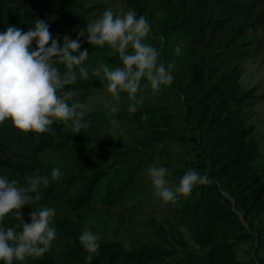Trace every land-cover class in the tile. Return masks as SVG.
I'll return each mask as SVG.
<instances>
[{
	"label": "trees",
	"instance_id": "trees-1",
	"mask_svg": "<svg viewBox=\"0 0 264 264\" xmlns=\"http://www.w3.org/2000/svg\"><path fill=\"white\" fill-rule=\"evenodd\" d=\"M126 3L137 17L157 22L164 42L160 50L162 63L166 68L171 66L169 71L181 96L186 122L196 133L198 162L191 170L207 173L213 180L195 185L189 195H179L175 203H166L194 218L198 249H184L166 261L161 259L165 249L159 242L140 243L126 250L121 242L96 232L102 218L88 210L90 204L108 206L122 200L129 191L128 184L139 175L144 159L137 147L128 145L121 151L119 161L110 160V154L120 152L105 145L110 136L106 114L101 109H91L84 110L82 119L89 126L80 133L63 131L65 125L60 122H53L51 132L41 134L21 132L10 120L0 124V176L17 180L21 187L28 186L29 176L49 178L47 186L41 184L35 193H29L39 194L42 199L19 210L22 220L30 222L29 213L34 208L55 210L51 226L56 229V238L51 248L39 257L14 260L13 264H244L234 249L235 239L242 235L235 206L247 219L261 218L264 223V174L255 165L259 143L250 135V118L259 94L239 82V61L255 55L260 44L264 45V34L258 37L252 31L256 24L264 25V0ZM91 10L83 0H0V32L10 25L27 31L40 19L48 24L58 43L62 44L67 35L80 42L79 51L88 50L82 65L89 71L88 78H81L77 67L76 82L61 90L74 93L72 100L80 103L86 90L100 88L104 83L91 74L92 69L99 67L100 61L114 68L120 60L117 53H107L105 46L89 44L86 37L78 35L84 30L86 36L88 22L97 18ZM175 44L179 45L177 51ZM31 47L35 49L34 41ZM190 54L195 57L189 58ZM56 66L61 75L67 71L63 65ZM122 114L129 119L139 118L142 111L130 114L127 110ZM151 140L154 137L144 133L139 144L144 148ZM55 168L61 172L58 180L51 179ZM215 184H222L230 197L222 195ZM19 224L14 210L0 222V226L17 231ZM85 227L100 236L96 253L87 252L79 242ZM89 255L93 257L91 261L86 260Z\"/></svg>",
	"mask_w": 264,
	"mask_h": 264
},
{
	"label": "clouds",
	"instance_id": "clouds-1",
	"mask_svg": "<svg viewBox=\"0 0 264 264\" xmlns=\"http://www.w3.org/2000/svg\"><path fill=\"white\" fill-rule=\"evenodd\" d=\"M150 27L148 20L144 16L137 17L134 10L115 15L109 8L99 18L88 22L86 36L84 30L78 33L86 37L89 44L107 45L118 54L121 66L113 69L100 61L99 67L92 69L91 73L101 78L106 91L117 100L120 92H126L129 100L136 101L142 78L149 82L153 93L159 91L161 85L172 84L171 66L166 68L159 63L160 52L144 42ZM33 41L35 49L31 47ZM49 41L50 46H46ZM79 49L80 42L70 40L67 35L63 37L62 44L58 43L52 38L48 24L40 19L36 20L34 28L27 31L10 25L0 32V124L10 120L19 131L37 134L51 132L53 122L64 124L65 132L80 133L81 129L87 128L89 125L82 119L84 105L72 100L74 93H61L65 85L76 82L75 68H79L81 78L89 76L88 69L82 66L88 58V50ZM78 51V55L73 54ZM56 65H63L67 71L61 75ZM69 100H72L71 104ZM128 111L135 113L137 107L130 105ZM142 118L147 119V116ZM166 174L168 169L165 167L148 169L154 195L165 203H175L179 195H189L195 185L211 183L207 173L201 175L188 170L178 184L169 186ZM60 176L59 168L52 170V180H58ZM26 180L28 186L21 187L17 180L9 181L7 177L0 176V222L13 210L20 221L17 225L19 231L0 226V261L3 264L39 257L51 248L56 238V229L51 226L55 215L53 208H34L29 213L30 222L22 220L19 210L42 199L39 194L33 196L29 193H35L41 184H49L46 176H29ZM99 240L100 236L87 227L79 236V242L89 253L97 252ZM92 259V255L86 257L88 261Z\"/></svg>",
	"mask_w": 264,
	"mask_h": 264
},
{
	"label": "rangeland",
	"instance_id": "rangeland-1",
	"mask_svg": "<svg viewBox=\"0 0 264 264\" xmlns=\"http://www.w3.org/2000/svg\"><path fill=\"white\" fill-rule=\"evenodd\" d=\"M83 2L91 5V13L97 18L109 8L115 15H122L132 10L126 0H83ZM149 24L150 32L144 42L160 52L164 42L158 34L157 22L151 18ZM252 31L261 37L264 34V25L256 24ZM105 48L107 53H115L107 45ZM177 49L179 45L175 44V50ZM193 57L194 54H190L189 58ZM159 63H162L161 56ZM239 63L242 69L239 82L244 88L255 89L259 94L250 118L253 124L250 135L259 143L260 153L255 165L261 168L264 174V45L260 44L255 55L242 58ZM119 66H121L120 60L115 67ZM171 76L174 80V76L172 74ZM119 95L120 99L117 100L106 91L103 83L100 88L86 90L81 103L84 105V110L101 109L106 114L110 136L107 137L105 145L120 152L117 155L110 154L108 156L110 160L119 161L123 155L121 151L127 149L128 145L137 147V153L144 159L139 175L128 184L129 191L122 200L108 206L99 202L90 204L88 210H93L102 218L101 225L96 227V232L103 233V236L110 240L121 242L126 250L140 243L159 242L165 249V255H162L161 259L166 261L172 259L174 255L181 254L184 249L197 250L192 222L194 218L168 206L156 197L148 179L150 167H165L168 169L165 179L170 182L169 186H173L179 183L188 170L197 166L196 133L186 122L176 84L172 82L171 85H161L160 90L153 93L149 82L142 78L136 93V101L129 100L126 92H120ZM130 105H135L137 111H142V116L129 119L123 115V111H127ZM113 108L116 111H112ZM144 116H147V119H143ZM144 133L152 135L154 140L142 148L139 143ZM215 185L219 187L222 195L230 197L222 184ZM231 202H234L233 199ZM235 209L242 226V235L236 239L231 238L236 241L234 244L236 256L244 264H264L263 220L261 218L249 220L242 215L237 206Z\"/></svg>",
	"mask_w": 264,
	"mask_h": 264
}]
</instances>
